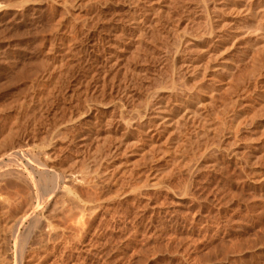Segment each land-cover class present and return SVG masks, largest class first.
I'll return each instance as SVG.
<instances>
[{
  "label": "rangeland",
  "instance_id": "rangeland-1",
  "mask_svg": "<svg viewBox=\"0 0 264 264\" xmlns=\"http://www.w3.org/2000/svg\"><path fill=\"white\" fill-rule=\"evenodd\" d=\"M263 24L264 0H0L1 155L19 144L35 166L79 171L67 207H88L61 231V198L38 206L59 218L22 264H264V38L246 30Z\"/></svg>",
  "mask_w": 264,
  "mask_h": 264
},
{
  "label": "bare ground",
  "instance_id": "bare-ground-1",
  "mask_svg": "<svg viewBox=\"0 0 264 264\" xmlns=\"http://www.w3.org/2000/svg\"><path fill=\"white\" fill-rule=\"evenodd\" d=\"M55 1V0H54ZM64 1V0H63ZM98 1V0H97ZM119 1V0H118ZM245 7V6H244ZM251 8H252V6L251 7H246L245 9H244V13H246V14H248V17H249V15L251 16V17H253L254 18V15H253V12H251L252 10H251ZM254 8H256V7H254ZM65 9V8H64ZM63 9V10H64ZM67 9V8H66ZM150 9V8H149ZM158 9V8H157ZM67 11H68V9H67ZM66 11V12H67ZM148 11V10H147ZM150 11V10H149ZM238 11H239V9H238ZM200 13H202V12H200ZM193 15V14H192ZM215 15V14H214ZM238 15V14H237ZM242 15V14H241ZM245 15V14H244ZM258 16V15H257ZM201 17V16H200ZM213 17V16H212ZM243 17V16H242ZM245 17H247V16H245ZM259 17V16H258ZM257 17V18H258ZM250 18V17H249ZM248 18V19H249ZM253 18H251V19H253ZM75 19H77V18H75ZM134 19V18H133ZM206 20H207V18H205ZM216 19V18H215ZM244 19H246V18H243V20ZM200 20V19H199ZM213 20V19H212ZM211 20V21H212ZM218 20V19H217ZM254 20V19H253ZM131 21H133V20H131ZM240 21V20H239ZM250 21V20H249ZM196 22V21H195ZM201 22V21H200ZM213 22V21H212ZM241 22V21H240ZM240 22H238V23H240ZM243 22V21H242ZM251 22V21H250ZM257 22V21H256ZM259 22V21H258ZM156 23V22H155ZM198 23V22H197ZM216 23V22H215ZM246 23V22H245ZM214 23H212V25H213ZM219 24V23H218ZM243 24H244V22H243ZM242 24V25H243ZM250 24V23H249ZM136 25V24H135ZM199 25V24H198ZM201 25V24H200ZM206 25V24H205ZM216 25V24H215ZM264 25V24H263ZM208 26V25H207ZM238 26V25H237ZM241 26V25H240ZM244 26H245V24H244ZM198 27V26H197ZM217 27H218V25H217ZM54 28V27H53ZM214 28V27H213ZM239 28V27H238ZM258 27H256L255 25H249V26H247V28H246V30L248 31H254V32H256V31H258V30H260V32L258 33L259 34V36L261 37V38H264V29H257ZM241 29V28H240ZM237 30V29H236ZM235 30V31H236ZM242 30H244V29H242ZM132 31V30H131ZM195 32V31H194ZM253 33V32H252ZM125 34H127V33H125ZM124 34V35H125ZM129 34H130V31H129ZM133 34V33H132ZM138 34V33H137ZM164 34V33H163ZM162 34V35H163ZM255 34V33H254ZM257 34V35H258ZM123 35V36H124ZM131 35V34H130ZM249 35H251V34H249ZM256 35V34H255ZM256 35V36H257ZM126 36V35H125ZM136 36H138V35H136ZM176 36V35H175ZM132 37V36H131ZM152 37V36H151ZM254 37V36H253ZM202 38V37H201ZM204 38V37H203ZM259 38V37H258ZM260 38V39H261ZM75 39V38H74ZM148 39V38H147ZM176 39V38H175ZM209 40V39H208ZM262 40V39H261ZM264 40V39H263ZM130 41V40H129ZM204 41V40H203ZM210 41V40H209ZM68 42V41H67ZM207 42V41H206ZM260 42H262V41H260ZM142 43V42H141ZM194 43V42H193ZM196 43H197V40H196ZM201 43H202V39H201ZM204 43V42H203ZM222 43V42H221ZM249 43V42H248ZM65 44V43H64ZM133 43H131V45H132ZM135 44V43H134ZM140 44V43H139ZM175 45H176V43H174ZM261 44V43H260ZM69 45V44H68ZM130 45V44H129ZM128 45V46H129ZM142 45V44H141ZM193 45H195V44H193ZM204 45V44H203ZM51 46V45H50ZM53 46V45H52ZM209 46V45H208ZM125 47V49H126V46H124ZM183 47V46H182ZM197 47V46H196ZM207 47V46H206ZM262 47V46H261ZM264 47V46H263ZM22 48V47H21ZM131 48V47H130ZM142 49H143V47H141ZM199 48V47H198ZM202 48V47H201ZM216 48V47H215ZM147 49V48H146ZM197 49V48H196ZM195 49V50H196ZM218 49V48H217ZM127 50V49H126ZM132 50V49H131ZM148 50V49H147ZM142 51V50H141ZM129 52V51H128ZM132 52V54H133V50L132 51H130L129 53H131ZM206 52V51H205ZM190 53V52H189ZM135 54H137V55H134V56H138V52H137V50H136V53ZM140 54V53H139ZM212 54V53H211ZM215 54V53H214ZM18 55V54H17ZM207 55V54H206ZM12 56V55H11ZM178 56V55H177ZM210 56V55H209ZM208 56V57H209ZM214 56V55H213ZM200 57V56H199ZM19 58V57H18ZM211 58V57H210ZM139 59V58H138ZM203 59V58H202ZM201 59V60H202ZM206 60H208V59H206ZM210 60V59H209ZM260 60H261V58H260ZM11 61V60H10ZM12 62V61H11ZM260 62V61H259ZM4 63H6V62H4ZM141 63V62H140ZM8 64V63H7ZM202 64V63H201ZM207 64V63H206ZM263 63H261V65H262ZM9 65V64H8ZM150 65V64H149ZM205 65V64H204ZM260 65V66H261ZM21 66V65H20ZM41 66V65H40ZM198 66H200V64H198ZM72 67V66H71ZM196 67H197V65H196ZM21 68V67H20ZM47 69V68H46ZM152 69V68H151ZM44 70V69H43ZM44 71H47V70H44ZM50 71H51V69H50ZM49 71V72H50ZM66 71V70H65ZM255 71V70H254ZM48 72V73H49ZM126 72V71H125ZM251 72V71H250ZM249 72V73H250ZM257 72V71H256ZM146 73V72H145ZM180 73V72H179ZM162 74V73H161ZM177 74H178V72H177ZM262 74V73H261ZM33 75V74H32ZM38 75V74H37ZM138 75V74H137ZM46 77V76H45ZM133 77V76H132ZM181 77V76H180ZM35 78V77H34ZM150 78V77H149ZM159 78H160V76H159ZM159 78H158V80H159ZM254 78H256V77H254ZM103 79V78H102ZM164 79H166V78H164ZM164 79H163V81H164ZM43 80H44V78H43ZM171 79H169V81H170ZM183 80V79H182ZM240 80V79H239ZM28 81V80H27ZM33 80H31V82H32ZM153 81V80H152ZM178 81V80H177ZM242 81V80H241ZM1 82V81H0ZM134 82V81H133ZM157 82V84H159L158 83V81H156ZM160 82V81H159ZM165 82V81H164ZM40 83V82H39ZM41 83H43V82H41ZM166 84H167V82H165ZM169 83H171V81L169 82ZM165 84V85H166ZM28 85V84H27ZM36 85V84H35ZM162 85V84H161ZM39 86V85H38ZM44 86V85H43ZM155 86V85H154ZM26 87V86H25ZM24 87V88H25ZM29 87H32L31 85L29 86ZM40 87V86H39ZM42 87V86H41ZM118 87V86H117ZM185 87V86H184ZM186 87H188V85L186 86ZM38 87H37V85H36V89H37ZM48 88V87H47ZM133 88V87H132ZM157 88V87H156ZM163 88H165V86L163 87ZM169 88V87H168ZM175 88V87H174ZM42 89V88H41ZM46 89V88H45ZM138 89V88H137ZM28 90H29V88H28ZM39 90H40V88H39ZM117 90V89H116ZM160 90V89H159ZM182 90V89H181ZM32 91V90H31ZM34 91H35V88H34ZM173 91V90H172ZM177 91V90H176ZM28 92V91H27ZM41 93H42V90L40 91ZM39 92V93H40ZM148 92V91H147ZM179 92H181V91H179ZM24 93H25V91H24ZM33 93V92H32ZM35 93V92H34ZM46 93V92H45ZM151 94H153V92L151 93ZM27 95H29V94H27ZM35 95V94H34ZM158 95V94H157ZM157 95H155V96H157ZM160 95V94H159ZM159 95H158V97H159ZM49 96V95H48ZM178 96V95H177ZM264 96V95H263ZM151 97V96H150ZM262 97V96H261ZM32 98V97H31ZM37 98V97H36ZM57 98V97H56ZM152 98V97H151ZM154 98V97H153ZM160 99H161V97H159ZM168 98V97H167ZM188 98V97H187ZM264 98V97H263ZM195 99V98H194ZM33 100H35V99H33ZM30 101H32V100H30ZM151 101V100H150ZM150 101H148V102H150ZM166 101V100H165ZM186 101V100H185ZM189 102H190V100H188ZM36 102H37V100H36ZM64 102V101H63ZM160 102V101H159ZM182 102V101H181ZM187 102V101H186ZM193 102V101H192ZM16 103H18V101L16 102ZM145 103V102H144ZM180 103V102H179ZM185 103V102H184ZM198 103V102H197ZM196 103V104H197ZM183 104V103H182ZM25 105V104H24ZM33 105V104H32ZM143 105H145V104H143ZM151 105V104H150ZM153 105V104H152ZM157 105H158V103H157ZM160 105V104H159ZM192 105V104H191ZM15 106V105H14ZM18 106H20V105H18ZM26 106V105H25ZM51 106H52V103H51ZM179 106V105H178ZM184 106H186V103H185V105ZM22 107V106H21ZM34 107V106H33ZM151 107V106H150ZM155 107V106H154ZM193 107V106H192ZM230 107H231V105H230ZM261 107H263V106H261ZM15 108V107H14ZM18 108V107H17ZM153 108V107H152ZM180 108H182V107H180ZM22 109H23V107H22ZM39 109V108H38ZM164 109V108H163ZM166 109V108H165ZM178 109V108H177ZM184 109H185V107H184ZM262 109H264V108H262ZM23 110H25V109H23ZM28 110H31V109H28ZM162 110V109H161ZM170 110H171V108H170ZM175 110V109H174ZM183 110V109H182ZM187 110V112L186 113H188L189 114V112H188V110H190V112H193V110H192V108H190V106H189V108L187 107V109H185V111ZM195 110V109H194ZM232 110V109H231ZM19 111V110H18ZM167 111H169V110H167ZM176 111V110H175ZM185 111L184 112H182L183 114L185 113ZM197 111V110H196ZM196 111H194V112H196ZM7 112V111H6ZM114 112V111H113ZM120 112H121V110H120ZM160 112V111H159ZM170 112V111H169ZM237 112V111H236ZM21 113V112H20ZM19 113V114H20ZM24 113V112H23ZM32 113V112H31ZM122 113V112H121ZM173 113V112H172ZM171 113V114H172ZM176 113H178L179 114V112H176ZM175 113V114H176ZM7 114V113H6ZM26 114V113H25ZM24 114V115H25ZM28 114V113H27ZM33 114V113H32ZM116 114V113H115ZM257 114V113H256ZM1 115V114H0ZM18 115V114H17ZM29 115H31V114H29ZM89 115V114H88ZM120 115H122V114H120ZM124 115V114H123ZM141 115V114H140ZM180 115H182V114H180ZM192 115H195V113L193 114L192 113ZM262 115V114H261ZM33 116V115H32ZM157 116V115H156ZM168 116H172V115H168V114H165V115H159V119L160 120H162L163 122H165V121H169L170 120V118L168 117ZM184 116V115H183ZM185 116H187V115H185ZM184 116V118H186ZM200 116V115H199ZM23 117V116H22ZM27 117V116H26ZM31 117V116H30ZM36 117V116H35ZM173 117V116H172ZM175 117V116H174ZM179 117H182V116H179ZM190 117V116H189ZM196 117V116H195ZM158 118V117H157ZM177 118H178V116H177ZM253 118H254V116H253ZM257 118V117H256ZM40 119V118H39ZM172 119V118H171ZM3 120H5V119H3ZM24 120V119H23ZM72 120V119H71ZM88 120V119H87ZM125 120V119H124ZM159 120V121H160ZM199 120V119H198ZM197 120V121H198ZM28 121V120H27ZM77 121V120H76ZM127 121H128V119H127ZM204 121V120H203ZM5 122V121H4ZM34 122V121H33ZM170 122V121H169ZM231 122V121H230ZM1 123V122H0ZM130 123V122H129ZM8 124V123H7ZM25 124V123H24ZM23 124V125H24ZM29 124V123H28ZM36 124V123H35ZM39 124V123H38ZM37 124V125H38ZM78 124V123H77ZM126 124H127V122H126ZM126 124H125V126H126ZM170 124V123H169ZM41 125H42V123H41ZM127 125H129V124H127ZM130 125H131V123H130ZM129 125V127H131ZM8 126V125H7ZM19 126H20V124H19ZM31 126V125H30ZM36 126V125H35ZM40 126V125H39ZM120 126H121V124H120ZM9 127V126H8ZM7 127V128H8ZM20 127H22V126H20ZM28 127V126H27ZM26 127V128H27ZM37 127V126H36ZM41 127V126H40ZM128 127V128H129ZM255 127V126H254ZM3 128V127H2ZM24 128H25V126H24ZM125 128H127V127H125ZM136 128V127H135ZM176 128V127H175ZM256 128V127H255ZM4 129V128H3ZM9 129H11V131H12V128H9ZM28 129V128H27ZM34 129V128H33ZM37 129H38V127H37ZM86 129V128H85ZM103 129V128H102ZM131 129V128H130ZM21 130H26V129H21ZM28 130H30V129H28ZM39 130V129H38ZM66 130V129H65ZM83 130V129H82ZM132 130V129H131ZM138 130V129H137ZM27 131V130H26ZM31 131V130H30ZM33 131V130H32ZM35 131V130H34ZM48 131V130H47ZM87 131V130H86ZM110 131V130H109ZM156 131V130H155ZM179 131V130H178ZM250 131V130H249ZM254 131V130H253ZM8 132H9V130H8ZM25 132V131H24ZM38 132V131H37ZM44 132H46V131H44ZM66 132H67V130H66ZM88 132V131H87ZM92 132V131H91ZM135 132V131H134ZM133 132V133H134ZM138 132V131H137ZM18 133H20V132H18ZM47 133V132H46ZM89 133V132H88ZM94 133V132H93ZM97 133V132H96ZM124 133H126V132H124ZM123 133V134H124ZM129 133H131L130 132V130H129ZM60 134V133H59ZM63 134V133H62ZM87 134V133H86ZM99 134V133H98ZM102 134H103V132H102ZM127 134H128V130H127ZM126 134V135H127ZM1 135H2V133H1ZM21 135V134H20ZM38 135V134H37ZM79 135V134H78ZM115 135V134H114ZM122 135V134H121ZM125 134H124V137L126 136ZM19 136V135H18ZM22 136H24V135H22ZM28 136V135H27ZM39 136V135H38ZM84 136V135H83ZM83 136L81 137L82 139H83ZM87 136V135H86ZM95 136V135H94ZM128 136V135H127ZM131 136V135H130ZM41 138H42V136H40ZM39 137V138H40ZM114 137V136H113ZM135 137H137V136H135ZM3 138V137H2ZM1 138V139H2ZM80 137H79V139L81 140V141H83L82 139H81ZM121 138H123V137H121ZM131 138H133V137H131ZM150 138H151V136H150ZM188 138V137H187ZM16 139H19V138H16ZM23 139V138H22ZM43 139V138H42ZM50 139V138H49ZM95 139H97V138H95ZM41 140V139H40ZM79 140V141H80ZM110 140V139H109ZM127 140V139H126ZM42 141V140H41ZM40 141V142H41ZM52 141H54V140H52ZM112 141V140H111ZM129 141V140H128ZM189 141V140H188ZM17 142H19L18 140H17ZM39 142V144H40V147H42V145L43 144H41ZM43 142V141H42ZM51 142V141H50ZM55 142V141H54ZM86 142V141H85ZM85 142H84V144H85ZM113 142V141H112ZM139 142V141H138ZM38 143V142H37ZM72 143V142H71ZM78 143V142H77ZM76 143V144H77ZM80 143V142H79ZM126 143V142H125ZM130 143V142H129ZM1 144V143H0ZM39 144H38V146H39ZM51 144H54L53 142L51 143ZM58 144V143H57ZM57 144H55V145H57ZM63 144V143H62ZM66 144V143H65ZM133 144V143H132ZM136 144V143H135ZM2 145H3V143H2ZM23 145V144H22ZM60 145V144H59ZM79 145V144H78ZM113 145V144H112ZM153 145V144H152ZM17 147L18 146H20L19 144L18 145H16ZM16 146H13V147H6V146H2L1 148L3 149L4 147H5V152L4 153H2V155H1V152H3V151H1L0 152V203L1 204H3L4 206H5V204H6V206H5V210L6 211H4V209L3 210H1L2 208H4V207H2L0 210L1 211H3L2 213H3V215H7V214H9V213H12V212H10L11 210H12V207L14 206V204L16 203V202H19L18 203V205H20L21 203H24V202H22L23 200H25L26 198H27V195L26 194H23V196H24V199H21L23 196H22V192H24V193H27L28 194V196H29V204H28V206L26 205L27 203H25L24 205H26V208H19L18 207V209L15 211V209H14V214H9V217L11 218L10 220H9V222H6V223H9L8 225L6 224V223H4V224H6L7 225V227L4 225H2L1 223L3 222V221H1L0 222V227L1 228H5L6 227V230H8V228H10L9 230H10V232H9V230L6 232V233H4L3 231H2V234H6V236L4 235V237H1V239L2 238H4L3 240L5 241H3V240H1L0 239V241H3L4 243H5V245L4 244H2L1 242V244L2 245H4L6 248H5V250H8L9 249V244H10V241L11 240H13V244L15 245H13L15 248H17L16 250L18 251V253H19V257H18V259H17V261H13V264H22L23 263V256H24V254H25V252L27 251V249H28V247L30 246V245H28L29 243H30V241L36 236V232H38L39 230H41V229H45L46 231H48L50 234L52 233V232H55V223H53V220L51 219V214H53V216H54V213H50V216H48V215H44V217H43V214H41L42 216H39V214H38V206H43V204L45 205V203H49V201L50 200H52V199H54L55 197H60L61 199H60V201H55V202H53L52 201V203H54V204H52L51 206L53 207V209L51 210V206H50V208L49 207H47V208H49V209H45V211L46 210H49V212H51V211H53L54 212V210L56 209V211H57V214H58V212H60V214L62 215V216H60L61 218H63L62 220H61V218H59V217H57V218H59V220H57V221H60V223H59V225H60V227H61V229H62V227H63V225H65L66 227H67V225H66V223L68 224L70 221H69V219L71 220V218H72V220H71V224H73L72 226H75L76 224H77V222H79L81 225L82 224H84L83 223V221H82V219H81V217L84 215V213L86 212V210H87V208L85 209V210H83V211H81L80 213H82L83 212V214L81 215L79 212L78 213H75V210H74V212H72L71 211V206L69 205L68 207H67V200H72V201H74L75 200V197H74V195H73V193H74V183L75 182H81L82 180H84L85 179V176L84 175H76L79 171H77L76 172V174H75V171L73 172V171H69V172H67V169L65 170V169H61V170H59V168H56L55 166H53V165H50V164H48V163H46V162H40L39 164H37L36 166L34 165V163H33V160H32V156L34 155V153H33V155H30V151L32 150H29V151H26V150H22V149H19V147L17 148ZM31 146V145H30ZM58 146V145H57ZM70 146V145H69ZM76 146V145H75ZM85 146V145H84ZM100 146V145H99ZM114 146V145H113ZM121 146V145H120ZM124 146V145H123ZM39 147V148H40ZM54 147V146H53ZM61 146H59L58 148H60ZM71 147V146H70ZM78 147V146H77ZM94 147V146H93ZM117 147V146H116ZM118 147H119V145H118ZM8 148V149H7ZM29 148V147H28ZM55 148V147H54ZM63 148V147H62ZM67 148V147H66ZM81 148H82V146H81ZM121 148V147H120ZM135 148V147H134ZM1 149V150H2ZM7 149V150H6ZM35 149V148H34ZM64 149V148H63ZM92 149V148H91ZM99 149V148H98ZM101 149V148H100ZM123 149V148H122ZM102 150V149H101ZM107 150V149H106ZM41 151V150H40ZM61 149H60V153H61ZM90 151V150H89ZM93 152V151H92ZM96 152L98 153L99 151L98 150H96ZM111 152V151H110ZM36 153V152H35ZM44 153V152H43ZM59 153V154H60ZM97 153H95V154H97ZM112 153V152H111ZM144 153V152H143ZM37 154V153H36ZM39 154V153H38ZM38 154H37V156H38ZM42 154V153H41ZM58 154V152L56 153V155ZM92 154V153H91ZM66 155H68V154H66ZM89 155V154H88ZM94 155V154H93ZM100 155V154H99ZM39 156H40V154H39ZM22 158V157H24L25 158V160H26V162L28 163V165L29 166H31V169L30 170H28L27 168H22V167H20L19 165H9L8 164V162H14V161H16V159L17 158ZM34 157H36V156H34ZM34 157H33V159H34ZM69 157V156H68ZM67 157V158H68ZM116 157V156H115ZM59 158H61V157H59ZM67 158H65L66 160H67ZM95 158V157H94ZM5 159H7V160H9L8 162H6V160ZM55 159V158H54ZM63 159V158H62ZM61 159V160H62ZM89 159V158H88ZM37 161H38V159H37ZM59 162H61L60 160H58ZM69 161V160H68ZM68 161H66L67 163H68ZM112 161V160H111ZM21 162V161H20ZM26 162H25V164H26ZM56 162V161H55ZM63 162H64V160H63ZM71 161H69V163H70ZM73 162H75V161H73ZM78 162V161H77ZM109 163V162H108ZM36 164V163H35ZM71 164V163H70ZM72 164H75V163H72ZM79 164V163H78ZM20 165H22L21 163H20ZM57 165V164H56ZM60 167L62 166V165H60V164H58ZM57 165V166H58ZM75 165H77V164H75ZM88 166V165H87ZM107 166V165H106ZM70 168V167H69ZM71 168H73V167H71ZM76 168V167H75ZM74 168V169H75ZM78 168V167H77ZM79 169V168H78ZM107 169V168H106ZM79 174V173H78ZM249 177V176H248ZM89 178V177H88ZM88 178H87V181H88ZM93 180V179H92ZM246 180V179H245ZM87 181H86V183H87ZM91 181V180H90ZM240 181V180H239ZM242 181V180H241ZM89 182V181H88ZM97 182V181H96ZM91 183V182H90ZM95 183V182H94ZM68 184H71L72 185V187H69V185ZM80 184V183H79ZM78 184V185H79ZM83 184H85V183H82L81 185H83ZM88 184V183H87ZM80 185V186H81ZM136 185V184H135ZM84 186V185H83ZM85 186H86V184H85ZM88 186V185H87ZM134 186V185H133ZM90 187V186H89ZM104 187V186H103ZM81 188H83V187H81ZM80 187H79V189H81ZM23 189L24 190H26V192L25 191H23ZM82 191V190H81ZM85 192H86V190H84ZM87 191H89V190H87ZM84 192V193H85ZM90 192V194H91V191H89ZM94 193H95V191H93ZM81 194H83V193H81ZM89 194V195H90ZM88 195V194H87ZM92 195V194H91ZM96 195V194H95ZM77 196V195H76ZM94 196V195H93ZM17 197H18V199H19V201H17L18 199H17ZM19 197H21V198H19ZM80 197H81V195H80ZM83 197V196H82ZM89 197L90 196H88V199H89ZM92 197V196H91ZM98 197V196H97ZM84 198V197H83ZM86 199H83V200H87V197H85ZM93 198V197H92ZM17 199V200H16ZM20 199L22 200V201H20ZM78 199V198H77ZM14 200H16L15 202H14ZM83 200H81V201H83ZM97 200V199H96ZM80 201V202H81ZM88 201V200H87ZM90 201H93V200H90ZM89 201V202H90ZM21 202V203H20ZM51 203V202H50ZM74 203V202H73ZM76 203V202H75ZM86 202H84V203H82V204H85ZM88 203V202H87ZM89 204V203H88ZM88 204H87V206H88ZM17 205V203H16V206H18ZM22 205L23 204H21V207H22ZM23 205V206H24ZM50 205V204H49ZM78 205H79V203H78ZM81 205V204H80ZM86 206V205H85ZM94 206V205H93ZM99 206V205H98ZM15 207V206H14ZM95 207H97V206H95ZM73 208H75V207H73ZM77 208H78V206H77ZM9 209H11V210H9ZM91 209V208H90ZM51 210V211H50ZM95 209H92V212L94 211ZM43 211V210H42ZM41 211V212H42ZM44 211V212H45ZM55 211V212H56ZM7 212V213H6ZM70 212V213H69ZM89 212H91V211H89ZM69 213V214H68ZM73 213H75V214H77L76 216H77V219H78V214H80V216L81 217H79V219H78V221L75 223V221H76V219L74 220V218H76V216L73 214ZM56 214V213H55ZM57 214H56V216H57ZM59 214V215H60ZM72 216H71V215ZM86 214V213H85ZM89 213H87V215H88ZM92 214H95V213H92ZM91 214V215H92ZM5 215V216H6ZM58 215V216H59ZM67 215H68V217H69V219H67ZM52 216V218H55V217H53ZM83 217H85V215L83 216ZM57 218H55V219H57ZM87 218V217H86ZM92 218V217H91ZM4 219V218H3ZM7 219H8V217H7ZM6 218L4 219V220H7ZM55 219H54V221H55ZM73 220H74V223H75V225H74V223H72L73 222ZM89 220V219H88ZM27 222V225H25L24 226V224ZM85 222H87V220L85 221ZM92 222V221H91ZM78 223V224H79ZM70 224V223H69ZM68 224V225H69ZM71 224H70V226H71ZM77 224V225H78ZM80 224H79V226L78 227H80ZM59 225H58V229H57V231L60 229L59 228ZM76 225V226H77ZM87 225V224H86ZM90 225V224H89ZM24 226V227H23ZM70 226L68 227L69 229H70ZM23 228V229H22ZM89 228V227H88ZM91 228V227H90ZM63 229H66L65 227H63ZM63 229L61 230V231H63ZM78 229V228H77ZM86 229V228H85ZM4 230V229H3ZM79 230V229H78ZM82 230H84V229H82ZM45 231V232H46ZM66 231V230H65ZM64 231V232H65ZM75 231V230H74ZM9 232V233H8ZM88 232V231H87ZM8 233V234H7ZM81 233V232H80ZM43 234V233H42ZM0 236H3V235H1V229H0ZM47 236H48V234H47ZM36 237H39V233L37 234V236ZM36 237H35V239H36ZM49 237V236H48ZM47 237V238H48ZM57 238V237H56ZM42 240H44L43 238H41ZM37 240V241H36ZM35 240V243L34 244H36V242H39L40 243V238L38 239H36ZM40 240V241H39ZM47 242V241H46ZM42 243H43V245H45L44 243H45V240H44V242L42 241ZM42 243H41V245H42ZM1 244H0V246H1ZM36 245H38V246H36ZM35 245V247H39V245L40 244H36ZM61 245V244H60ZM3 246V247H4ZM32 246V245H31ZM13 247V248H14ZM41 247V246H40ZM55 247V246H54ZM14 248V249H15ZM34 248V247H33ZM40 249V248H39ZM2 250V247H1V249H0V251ZM16 250H14V251H16ZM44 250V249H43ZM16 251V252H17ZM30 251H31V247H30ZM2 252V251H1ZM0 252V253H1ZM31 252H33V251H31ZM41 252H43V251H41ZM47 252V251H46ZM51 253V252H50ZM52 254V253H51ZM28 255H30V254H28ZM35 255H37V254H35ZM44 255V254H43ZM2 256V255H1ZM18 256V255H17ZM49 256V255H48ZM2 258V257H1ZM0 258V259H1ZM11 258L13 259V256L11 257V255L9 254V253H7V251H6V253L4 254V256H3V258L1 259L2 261V263L3 264H10V261H11ZM14 258H16V257H14ZM34 258V257H33ZM60 258V257H59ZM36 259V258H35ZM40 259V258H39ZM42 259V258H41ZM25 261H26V259H24ZM33 260V259H32ZM43 260V259H42ZM27 261H29V259H27ZM59 261V260H58ZM30 262H31V260H30ZM27 263V262H26ZM25 263V264H26Z\"/></svg>",
  "mask_w": 264,
  "mask_h": 264
}]
</instances>
